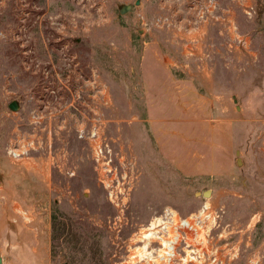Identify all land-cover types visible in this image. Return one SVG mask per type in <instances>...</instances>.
Listing matches in <instances>:
<instances>
[{
  "label": "rangeland",
  "instance_id": "1",
  "mask_svg": "<svg viewBox=\"0 0 264 264\" xmlns=\"http://www.w3.org/2000/svg\"><path fill=\"white\" fill-rule=\"evenodd\" d=\"M205 208L264 264V0H0V264H158Z\"/></svg>",
  "mask_w": 264,
  "mask_h": 264
},
{
  "label": "built area",
  "instance_id": "2",
  "mask_svg": "<svg viewBox=\"0 0 264 264\" xmlns=\"http://www.w3.org/2000/svg\"><path fill=\"white\" fill-rule=\"evenodd\" d=\"M207 208L198 214H192L180 218L175 213H169L158 221L156 231H152L146 238V254L148 255V241L157 243V257L153 262L158 264H233L236 257L234 247L228 246L218 252L217 248L209 245L208 241L213 239L212 228L215 226L216 218ZM183 242L186 247L193 242L199 246H192L185 251L184 257L180 258L176 248Z\"/></svg>",
  "mask_w": 264,
  "mask_h": 264
},
{
  "label": "bare ground",
  "instance_id": "3",
  "mask_svg": "<svg viewBox=\"0 0 264 264\" xmlns=\"http://www.w3.org/2000/svg\"><path fill=\"white\" fill-rule=\"evenodd\" d=\"M146 238V237H145ZM146 246V245H145ZM145 246H143L142 248H139L138 250H137V253L138 254H140V253H142V252H145V250H146V247Z\"/></svg>",
  "mask_w": 264,
  "mask_h": 264
},
{
  "label": "water",
  "instance_id": "4",
  "mask_svg": "<svg viewBox=\"0 0 264 264\" xmlns=\"http://www.w3.org/2000/svg\"><path fill=\"white\" fill-rule=\"evenodd\" d=\"M197 195H199V194H197ZM210 195V191H206V192H203L202 193V197H208Z\"/></svg>",
  "mask_w": 264,
  "mask_h": 264
}]
</instances>
